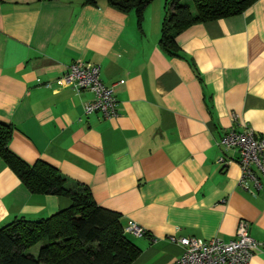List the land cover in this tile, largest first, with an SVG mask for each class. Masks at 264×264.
<instances>
[{
    "label": "crops",
    "instance_id": "0c3cea01",
    "mask_svg": "<svg viewBox=\"0 0 264 264\" xmlns=\"http://www.w3.org/2000/svg\"><path fill=\"white\" fill-rule=\"evenodd\" d=\"M169 2H150L138 26L134 11L106 0H0V121L13 126L9 148L86 185L124 226H142L145 234L127 235L139 249L130 264H170L182 252L179 238L228 241L240 221L264 244V189H241L237 163L218 161L234 152L217 144L232 128L264 135V0L188 25L175 37L178 55L159 44ZM76 60L99 64L103 83L115 85L116 116L85 114L93 94L56 83ZM69 203L31 193L0 158V227ZM249 264H264V250Z\"/></svg>",
    "mask_w": 264,
    "mask_h": 264
},
{
    "label": "trees",
    "instance_id": "16d2710c",
    "mask_svg": "<svg viewBox=\"0 0 264 264\" xmlns=\"http://www.w3.org/2000/svg\"><path fill=\"white\" fill-rule=\"evenodd\" d=\"M96 4L98 0H81ZM153 0H106L122 12L134 11L140 26L144 8ZM170 0L162 20L159 44L178 55L176 35L188 25L242 12L255 0ZM13 126L0 121V158L31 192L62 195L67 207L44 218L15 217L0 227V264H130L139 249L124 232L119 213L96 204L89 188L70 181L53 165L25 162L9 148ZM43 243L36 255L27 250Z\"/></svg>",
    "mask_w": 264,
    "mask_h": 264
},
{
    "label": "built area",
    "instance_id": "2783aa9c",
    "mask_svg": "<svg viewBox=\"0 0 264 264\" xmlns=\"http://www.w3.org/2000/svg\"><path fill=\"white\" fill-rule=\"evenodd\" d=\"M56 83L60 86L71 85L77 91L88 90L93 94V99L83 105L85 114L98 112L104 118L118 114L115 85L103 83L99 64L76 60L56 79ZM217 144L223 151L234 152L235 157L222 156L218 161L225 164L237 163L240 170L237 184L241 189L251 194L264 189V135H259L248 127L243 130L232 128L221 135ZM248 229V223L240 221L235 237L228 241L217 237L208 240L197 237L179 238L182 252L170 264H249L254 252L264 250V244L255 240ZM124 232L141 236L146 231L129 220L124 226Z\"/></svg>",
    "mask_w": 264,
    "mask_h": 264
},
{
    "label": "rangeland",
    "instance_id": "374dc122",
    "mask_svg": "<svg viewBox=\"0 0 264 264\" xmlns=\"http://www.w3.org/2000/svg\"><path fill=\"white\" fill-rule=\"evenodd\" d=\"M180 3H187L188 5H190L191 9L193 10L192 7V3L190 0H180ZM43 243H38L35 246L31 247L30 249L27 250V253L32 254V255H36L38 252L39 247L42 245Z\"/></svg>",
    "mask_w": 264,
    "mask_h": 264
}]
</instances>
